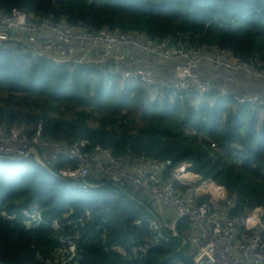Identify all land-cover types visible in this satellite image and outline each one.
<instances>
[{"label":"trees","instance_id":"16d2710c","mask_svg":"<svg viewBox=\"0 0 264 264\" xmlns=\"http://www.w3.org/2000/svg\"><path fill=\"white\" fill-rule=\"evenodd\" d=\"M13 7L39 18L67 15L93 29L151 37L189 34L190 44L218 47L235 61L264 70V0H0V12ZM162 96L142 86H119L97 70L0 52V125L42 122L50 140L70 144L86 139L116 156L193 162L198 176L237 195L234 214L264 209V122L257 106L216 93L198 106ZM61 165L46 167L33 157L0 158V264L54 263L61 236L68 235H77L83 264H118L123 256L104 251V241L131 246L132 240L152 235L147 218L157 216L155 208L137 200V189L125 186L127 192L115 193L117 186L97 178L98 186L79 190L59 176ZM34 207L46 220L64 211L85 215L86 228L60 233L44 225L30 229L23 221ZM183 243L182 237H172L168 247L151 248L134 257V264H158L174 252L163 264L188 263L191 247Z\"/></svg>","mask_w":264,"mask_h":264},{"label":"built area","instance_id":"2783aa9c","mask_svg":"<svg viewBox=\"0 0 264 264\" xmlns=\"http://www.w3.org/2000/svg\"><path fill=\"white\" fill-rule=\"evenodd\" d=\"M189 38L181 33L177 37H151L134 31L93 29L71 22L67 15L39 18L19 7L0 12V52L9 56L97 70L119 86H142L149 93H163L160 99L168 93L171 100L188 99L192 106L203 104L206 97L211 102L214 93L239 105L260 101L257 95L233 92L227 83L232 77L216 75L214 70L225 69L257 80H264V70L247 61H235L218 47L190 44ZM221 79L224 81L219 82ZM43 129L42 122L36 126L0 125V158L36 155L46 167L62 164L59 176L79 190L98 186V178L117 186L115 193L127 192L125 186L140 188V197L145 194L152 200L149 204L157 216L147 218L152 233L149 238L132 240L131 246L104 241V251L123 256L118 264H134V257L146 255L149 249L168 247L172 237H182L183 246L190 243L191 258L184 264H264V209L257 206L234 214L237 195H227L225 187L198 176L193 162L175 164L171 159L127 153L116 156L86 139L70 144L50 140ZM23 223L30 229L44 225L60 233L85 229L87 217H73L64 211L62 217L46 220L34 207ZM96 229L103 230L105 237L103 226ZM76 238L61 236L59 256L49 264H83Z\"/></svg>","mask_w":264,"mask_h":264},{"label":"crops","instance_id":"0c3cea01","mask_svg":"<svg viewBox=\"0 0 264 264\" xmlns=\"http://www.w3.org/2000/svg\"><path fill=\"white\" fill-rule=\"evenodd\" d=\"M214 74L219 76H227L232 77L233 81L227 80L228 86L233 92L242 93V94H253L257 95L260 98V101L255 104L257 108H255L260 122H264V84L260 82L254 83L249 82L248 77L243 75L242 73H231L230 71H226L225 69H217L214 70ZM232 74V75H231ZM224 81L221 79L219 82ZM258 81H263L262 79H258ZM156 211V210H155Z\"/></svg>","mask_w":264,"mask_h":264},{"label":"rangeland","instance_id":"374dc122","mask_svg":"<svg viewBox=\"0 0 264 264\" xmlns=\"http://www.w3.org/2000/svg\"><path fill=\"white\" fill-rule=\"evenodd\" d=\"M35 156L36 155H33V156H31V157H33L35 160H36V158H35ZM37 161V160H36ZM38 162V161H37ZM40 163V162H39ZM41 164V163H40ZM137 194H136V196L139 198L140 196H141V193H142V189H137V191H135ZM135 196V197H136ZM137 197H136V199H137ZM142 200H139V199H137L138 201H141V202H143V203H147V204H149V200H148V197H147V195H145V194H142V197H140ZM151 207H153V206H151ZM154 208V207H153ZM186 248H188V247H186ZM179 261H177V263H178ZM180 264H182V263H180Z\"/></svg>","mask_w":264,"mask_h":264},{"label":"water","instance_id":"95a60500","mask_svg":"<svg viewBox=\"0 0 264 264\" xmlns=\"http://www.w3.org/2000/svg\"><path fill=\"white\" fill-rule=\"evenodd\" d=\"M231 75H232V74H231ZM248 80H249V82H254V83H258V82H260L261 84H264V80H263V81H258L257 79H248ZM18 159H20V158H18ZM149 202L151 203L152 200L150 199ZM184 243H185V241H184ZM175 254H176L175 252L172 253V254L169 255L165 260L160 261L158 264H163L165 261H168L169 259L173 258V257L175 256Z\"/></svg>","mask_w":264,"mask_h":264}]
</instances>
